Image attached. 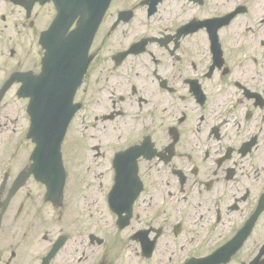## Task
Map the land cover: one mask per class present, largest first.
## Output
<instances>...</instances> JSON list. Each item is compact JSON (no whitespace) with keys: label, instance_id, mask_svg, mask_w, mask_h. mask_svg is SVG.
<instances>
[{"label":"flooded vegetation","instance_id":"af4514ba","mask_svg":"<svg viewBox=\"0 0 264 264\" xmlns=\"http://www.w3.org/2000/svg\"><path fill=\"white\" fill-rule=\"evenodd\" d=\"M214 5L221 4L214 2ZM11 7L15 6L9 0H0V22L6 19L4 13L11 12ZM247 7H251L253 18L243 22L237 30L229 26L228 30L225 27L213 35L207 26L201 27L189 35L187 42L183 41L184 37L178 42L172 41L174 54L168 59L159 44L155 46L156 54L136 46L134 49L139 53L130 54L117 66L114 57L130 48L133 42L120 44L112 52L111 47H115V39H112L108 41V53H102L95 61L93 68L100 79V101L106 107L95 120L104 124L114 118L108 117L112 113L117 116L110 123L114 131L121 119L126 123L117 136L123 137L125 142L138 141L133 146L122 145L112 151L109 162L112 182H116V153L135 147L131 160L138 164L124 166V184L141 186L143 193L149 194L140 199L149 205L148 209L133 213L128 226L122 230L123 237H111L96 263L91 258L84 260L83 254L75 259L76 232L83 230V217H75L63 205L56 207L54 216L49 218L47 199L33 177L11 194L19 173L30 167L33 144L28 140L18 141L26 118L22 117L19 132L18 117H12L18 108L26 113L25 105L9 102L4 113L0 109V264H33L26 245L37 244L42 233L47 235L49 223L62 222L65 217L69 221L67 227H73L74 234L66 256L49 264H127V242L139 240L140 234L144 239L135 244V249L139 251L141 247L142 258L143 248L150 246L151 241H155L153 257L157 241V251L165 252L161 248L164 243L170 247L171 240L177 244L180 235L189 233L191 236L187 239L181 237L183 250H186L197 241L195 231L199 230V222H207L210 225L207 229L215 230V223L209 217L194 219L180 229L176 227L178 221L173 222L172 219L180 216L178 203L192 197L193 193L201 197L208 209L212 201L224 198L232 204V210L244 215V219L235 221L231 235L222 234L219 240L222 243L232 239L245 221L258 212L251 234L255 231L253 245L261 244L264 240V0H250ZM2 29L13 33L9 24L1 26ZM153 45L148 46V50ZM233 48L240 64L232 57ZM18 54L23 63L29 62L32 56L28 49L17 52L13 37L10 43L0 41V63L5 62L8 55L14 58ZM104 55L109 59H102ZM107 64L119 71L117 78L98 71ZM138 67H142L144 73ZM3 78L4 73L0 74V89ZM121 80L129 83L122 85ZM18 87L16 84L15 89ZM128 107H134L136 112L126 115ZM167 199L174 202V213L165 205ZM91 222H97L95 214ZM200 230L204 232L203 228ZM162 236H169L171 240H162ZM247 243L236 254L240 264H243ZM261 245L251 258L258 255ZM165 259L170 263L174 261L169 254Z\"/></svg>","mask_w":264,"mask_h":264},{"label":"bare ground","instance_id":"6f19581e","mask_svg":"<svg viewBox=\"0 0 264 264\" xmlns=\"http://www.w3.org/2000/svg\"><path fill=\"white\" fill-rule=\"evenodd\" d=\"M213 1L215 2V4H224V5H226V4H228L229 3V0H221L222 2L220 3V2H218V0H212V6H214L213 5ZM175 5V3L174 2H172V3H166L165 5H164V11H168V12H170V11H172L173 10V6ZM176 8H179V7H176ZM181 9V8H180ZM182 12L184 11V9H182L181 10ZM191 15H189V14H186L184 17H186V18H188V17H190ZM173 17H176V13L173 15ZM161 19H164V15L162 14V16H161ZM154 53L156 54V51H154ZM141 73H144V70H143V68L142 67H138L137 68ZM134 80H135V78H134ZM114 81L116 82V84H118V80H115L114 79ZM70 83L71 84H73L74 83V81L73 80H71L70 81ZM119 83L120 84H122V85H126V84H128L129 82H127V81H125V80H121V81H119ZM143 86V85H142ZM136 112V110H135V108L134 107H128L127 108V110H126V115H131V114H133V113H135ZM125 125H126V123H125V121H124V119H121V123H120V125L119 126H123V127H125ZM116 126H118V125H116ZM113 125L112 124H98V126H97V128H96V130H92L91 131V134L92 135H96L97 137H99L101 134H104V135H106L107 136V143H109V144H111V143H116L117 142V138H116V136H115V134H114V129H113ZM107 128H110L109 130L107 129ZM112 128V129H111ZM40 152L41 153H45V154H47V163H48V169H49V172H58V168H57V165H56V163H55V161H54V157H55V153L53 152V151H46L45 149H41L40 150ZM77 153H74V155H76ZM122 174L124 175L125 174V169H124V167H122ZM43 176H44V174H43ZM136 187L135 186H132V187H128V190L131 192V191H133L134 189H135ZM89 201L90 202H93V203H99V195H96V196H93V197H90L89 198ZM149 205H147V204H142L141 205V209L142 210H145V209H147V207H148ZM101 211H104V209L102 208L101 209ZM162 250H164V251H171V249H170V247H169V244L168 243H164V245H162Z\"/></svg>","mask_w":264,"mask_h":264},{"label":"rangeland","instance_id":"374dc122","mask_svg":"<svg viewBox=\"0 0 264 264\" xmlns=\"http://www.w3.org/2000/svg\"><path fill=\"white\" fill-rule=\"evenodd\" d=\"M92 90H96V88L94 87ZM120 123L121 122L119 121L117 129L114 131L115 136H117L120 133V130L123 129L122 126H119ZM92 130H94L93 127H90L88 130H86L84 144L82 146H80V144H79L78 146H76L74 148V147H70L69 145H67V148L65 149V151H66V156H67V160L68 161H70L71 159H73L75 157L74 153H77V151H79V155L85 154V155L91 156V155L88 154L89 153L88 151H89L90 147L86 144V140L90 136V132ZM76 136H77V139H79V137H80L79 134H76ZM75 160L76 159H73L74 162H75ZM96 161L97 160L92 159V160L87 161L86 163H89L90 165L95 166V165H97ZM77 192H78V181L76 179H73V180H71L69 182V186H68V193H69V196H70L71 200L75 199V197L77 195ZM88 193H89V189L88 188H84L83 189V194L87 195ZM257 235H259V232L257 233ZM189 236H191V234L186 233L185 235L182 236V239H187Z\"/></svg>","mask_w":264,"mask_h":264},{"label":"water","instance_id":"95a60500","mask_svg":"<svg viewBox=\"0 0 264 264\" xmlns=\"http://www.w3.org/2000/svg\"><path fill=\"white\" fill-rule=\"evenodd\" d=\"M68 3V2H67ZM69 4V3H68ZM45 92H36L37 96L43 95Z\"/></svg>","mask_w":264,"mask_h":264}]
</instances>
